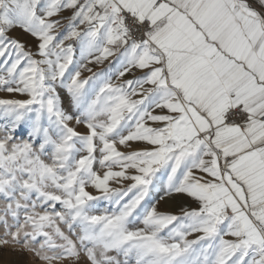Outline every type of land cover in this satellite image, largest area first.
<instances>
[{
  "label": "snow or ice",
  "instance_id": "1",
  "mask_svg": "<svg viewBox=\"0 0 264 264\" xmlns=\"http://www.w3.org/2000/svg\"><path fill=\"white\" fill-rule=\"evenodd\" d=\"M4 248L264 264V0H0Z\"/></svg>",
  "mask_w": 264,
  "mask_h": 264
},
{
  "label": "rangeland",
  "instance_id": "2",
  "mask_svg": "<svg viewBox=\"0 0 264 264\" xmlns=\"http://www.w3.org/2000/svg\"><path fill=\"white\" fill-rule=\"evenodd\" d=\"M89 73H85L88 75ZM24 261V264H42L39 260L32 257L30 254H21L13 252L10 248L0 250V264H7V262ZM67 264V262H65Z\"/></svg>",
  "mask_w": 264,
  "mask_h": 264
},
{
  "label": "crops",
  "instance_id": "3",
  "mask_svg": "<svg viewBox=\"0 0 264 264\" xmlns=\"http://www.w3.org/2000/svg\"><path fill=\"white\" fill-rule=\"evenodd\" d=\"M106 66V65H105ZM105 66H100V67H105ZM94 70H99V68H94Z\"/></svg>",
  "mask_w": 264,
  "mask_h": 264
}]
</instances>
